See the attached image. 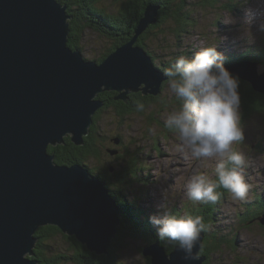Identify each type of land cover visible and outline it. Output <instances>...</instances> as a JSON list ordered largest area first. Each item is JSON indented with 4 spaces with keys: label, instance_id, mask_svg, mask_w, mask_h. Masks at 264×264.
Wrapping results in <instances>:
<instances>
[{
    "label": "water",
    "instance_id": "1",
    "mask_svg": "<svg viewBox=\"0 0 264 264\" xmlns=\"http://www.w3.org/2000/svg\"><path fill=\"white\" fill-rule=\"evenodd\" d=\"M156 9L147 5L132 39L98 62L68 45L70 15L61 1L0 0V264H40L31 255L47 224L108 252L119 228L112 192L87 169L56 163L49 146L68 133L84 144L104 89L161 94L165 76L139 45L130 47L156 21ZM164 246L142 252L153 264H189L176 247L167 258Z\"/></svg>",
    "mask_w": 264,
    "mask_h": 264
},
{
    "label": "rangeland",
    "instance_id": "2",
    "mask_svg": "<svg viewBox=\"0 0 264 264\" xmlns=\"http://www.w3.org/2000/svg\"><path fill=\"white\" fill-rule=\"evenodd\" d=\"M66 1L71 3L72 11L78 10L75 7V1ZM163 1L166 0H146L145 7L149 4L159 6V9H156L157 14L155 13L154 16L156 21L161 7L164 11L162 16L174 11V8L172 9L170 6L167 11ZM126 3H130L132 16H135L139 10L142 11L144 6V2L139 0H98L99 5L112 12H117ZM185 3L186 5L179 9L183 13L190 14L188 20L181 19V23L177 27L174 25L175 20L173 21L176 17H167L165 20L167 26L164 29L153 28V34L155 33L157 37L147 38L146 44L140 47L150 57L147 56L152 68L163 75L165 68L170 66L178 55L194 56L203 46L217 44V50L225 55V62L228 65L226 67L233 74L239 76L242 87L239 88V91L245 140L236 144L235 148L242 151L247 158L245 173L250 184L247 198L243 201L233 200L227 190L218 188L217 192L221 195L216 203L194 202L188 199L185 185L193 170L198 167V162L190 158L187 149L183 148L174 130L165 126L166 114L179 104V101L168 91L165 75V78L162 79L161 94L158 96L144 93L143 89L138 92L127 91L125 88L122 90L104 89L100 92L103 93V99L98 98L99 93L97 99L100 100L101 106L96 111V113L99 111L98 120L93 117L89 132L84 135L83 139L92 134L91 141L94 138L105 148L104 156L107 160L112 162L116 168H128L131 177L129 185L118 187L117 183L111 184L114 188H126L124 191L111 189L113 190L111 193L110 181L100 179L105 182L112 194V202L118 209L119 227H124L122 225L125 224L123 223L125 218L128 221V230L137 233L136 230L141 228L146 231L147 229L141 227L142 224H138L139 221L133 220L132 216L136 215L132 212V208L138 211L144 210L150 215L149 217L162 212L157 205L163 200L162 189L166 188L169 196V212L177 215H193L190 207H205L209 213V220L215 223L216 231H219L220 235L226 236L228 243L222 241L223 244H219L220 246L205 248L204 245L199 244L198 255L203 257L204 264H264V111L249 110L246 107L248 100L253 98L264 104V75L257 72L258 65L264 63V33L257 32V43L250 47L245 46L243 41L234 42L239 22L244 16L243 0H185ZM69 15L71 14L69 13ZM80 16L82 17L78 20L80 22L78 31L83 41L81 40L82 48L78 49L84 58L96 60L105 57L106 54L109 56L127 44L134 35L130 34L131 28L109 32L103 24L100 25L89 15ZM124 16H127V13ZM231 16L235 18L236 23L225 22V20L231 19ZM73 18L74 16H70L67 19L69 31ZM92 21L107 33L99 35L91 29V26L85 27L86 23ZM156 21L149 23V27L157 24ZM173 28L176 29L174 33ZM132 31L135 33V29ZM224 37H228V39H222ZM137 43L139 44V38ZM137 43L135 42L130 47L134 48ZM142 87H145L144 83L140 84V88ZM138 104H143L144 110L138 111ZM68 136L73 141L71 133L66 134L63 139L65 140ZM61 144L64 143L52 146ZM109 149L116 152L110 155ZM119 156L121 157L120 161H115ZM92 160L95 159H91L90 163L86 162L90 168L89 171L96 177H100L101 175L98 176L91 170L97 165ZM214 167L215 161H210L207 168L209 175H212ZM111 171L115 172L114 169ZM197 214L199 215V212L194 216ZM153 228L156 232V228ZM141 229L139 230L141 231ZM66 234H59V239H56L57 247L63 249L62 255L64 252L74 255V249H71ZM132 239V237L125 239L124 247L129 242L131 244L124 250L122 262L124 264L131 262L132 264H153L151 254L140 255L133 252V250L142 251L148 245L138 246L137 241L133 243ZM159 242L164 241L159 240ZM160 244L169 245L168 242ZM166 246L164 254L169 258L170 252ZM55 249L57 248L55 247ZM31 258L43 264L36 258L35 251Z\"/></svg>",
    "mask_w": 264,
    "mask_h": 264
},
{
    "label": "clouds",
    "instance_id": "3",
    "mask_svg": "<svg viewBox=\"0 0 264 264\" xmlns=\"http://www.w3.org/2000/svg\"><path fill=\"white\" fill-rule=\"evenodd\" d=\"M243 11L234 42L243 41L250 47L257 43V32L264 33V0H243ZM225 22L236 20L231 16ZM225 61L217 44L203 46L194 56L178 55L163 72L169 93L179 101L166 114L165 126L174 130L187 154L198 162L185 185L188 199L194 202L216 203L221 195L218 188L227 190L233 200L243 201L250 190L247 158L235 148L245 140L240 78ZM257 72L264 75V63L258 65ZM137 110H144V105L138 104ZM210 161H215L212 175L207 172ZM162 193L163 200L157 205L162 212L153 214L150 223L160 240L183 252L186 262L198 261L195 249L206 229L204 218L169 212L168 190L163 188Z\"/></svg>",
    "mask_w": 264,
    "mask_h": 264
},
{
    "label": "trees",
    "instance_id": "4",
    "mask_svg": "<svg viewBox=\"0 0 264 264\" xmlns=\"http://www.w3.org/2000/svg\"><path fill=\"white\" fill-rule=\"evenodd\" d=\"M59 1H61L65 5H68V13L74 16L73 20L71 21V31L69 33V45L72 49L82 48L81 47L82 38L80 37L81 34L78 31L79 30L78 27H80V22L78 20L80 19V17H82L80 15H89L90 17H92V19H94L95 21H98L100 25L103 24L109 32L117 30V29H120L122 31V28H125V29L131 28V31H130L131 33L130 32L129 33L134 34L132 29H135V30L138 29L139 23L141 19L144 17L145 9H146L145 7L146 0H139L140 2L141 1L144 2V6H143L142 11L139 10L135 16H132V10L130 7V3H126L125 6H121V8L117 12H112V11H108L105 7L99 5L98 0H73L75 1V7H77L78 10L72 11L70 8L71 3H69V1H66V0H59ZM163 3L167 11L169 10L168 7L170 6L172 9L174 8V11L177 10L178 12L171 11L170 13L164 14L162 16V13H164V11L162 10V7H161L159 11L160 14L158 15V20L156 21L157 24L150 26V27L148 25L146 29H144V32L140 33L139 44L136 42L137 45L144 46L147 42V38L156 36L155 33L153 34V30H154L153 28H157V29L163 28L164 29L167 26V23H165V20L167 19V17L169 18L170 17L172 18V16L176 17L175 19H173V21L175 20L174 25L177 27H179L181 23V19H184V20L189 19L190 14L188 12L183 13L182 10L179 9L180 7L183 8L186 5L185 0H166V1H163ZM126 13H127V16H124ZM87 26H91V29L96 31L99 35H103V33H107L105 30L97 26L94 21L90 23H86L85 27ZM175 30L176 29L173 28V33L175 32ZM121 40L123 39L121 38ZM106 56L108 55L106 54ZM106 56L97 58L96 60L98 62H102L106 58ZM144 97L148 98L146 96ZM98 98L100 100L103 99V93H100L98 95ZM246 107H248L249 110H254V111H259V112L264 111V104L260 103V100H257L255 98L248 100ZM98 114H99V111L94 115V117L97 120H98L97 118ZM92 133H95V132L92 131ZM91 136L93 135L90 134L88 136H85L84 145L75 144L71 140V137L68 136V138L64 140V144L57 145V146L50 145L49 152L55 155L56 161L59 164L70 165L74 163H81L82 165H86L87 164L86 162L90 163L91 159L94 158L95 160H92V161L95 162L97 165L96 167H94V169L91 168L92 171L98 174V176L101 175L99 177L100 179L103 178L107 181H110L109 183L110 185L109 188L111 187L110 190L115 189L119 191H124L126 188L125 189L114 188L112 187L111 184L117 183L118 187L119 186L126 187L127 184L131 182V177L129 175L130 173L128 172V168L126 167L127 170L123 169V167L116 168L113 165V163L107 160L106 156H104L105 148L101 146L100 143H98V140H95L94 138H92L93 140L91 141L90 139ZM110 155H113V151H110ZM120 158L121 157L119 156L115 161H120ZM111 169H114L115 172H112ZM110 192H113V190H111ZM190 208H192L193 214H196L197 212L200 211L199 215L198 214L197 215L202 216L204 218V223L206 225L205 231L207 232L205 241L209 242L212 245L211 247L220 246L219 244H223V242L225 243L227 242L226 236L220 235V232L216 231L215 229V223L209 220L208 218L209 213H207V210L205 209V207H196V208L190 207ZM132 212L136 215L135 217L132 216L133 220L139 221L138 224L140 225L142 224L143 226L141 227L142 228L144 227L143 229H147V230L144 231L141 228H139L141 229V231L137 229L136 230L137 233H134L133 231L128 230L127 228L128 221L127 219L124 218L123 223L125 224L122 225L124 227H119V231L116 234L115 238L113 239L111 247L109 248L107 254H97L96 252L91 251L86 244L80 242L75 235L66 234L65 236L69 240L68 243L69 245H71V249L72 248L74 249V255H68L66 254V252H64V255H62L63 249L61 247H57L58 241L56 239H59L60 237L59 234H65V233L62 232V230L59 227H56L54 225H45V226L39 227L35 233V237L37 238L36 247L34 249L36 258H38V260L41 261L43 264H60V263L69 264L71 262H73L74 264H86V263L124 264V262H122L123 261L122 259H124L123 258L124 250L131 244V242H129L130 244H127L124 247L126 238L132 237L133 239L131 241L133 243L134 241H137L136 242L137 245L143 246V247L150 245L154 242H159L160 240L157 236V233L154 231V228H153L154 226L150 223V221H148L149 219H147V218H150L149 217L150 215L147 214L144 210L138 211L137 209H134V208H132ZM216 241H221V242L223 241V242L217 243ZM55 242H56V245H55ZM164 242H159V243H164ZM55 247L57 249H55ZM166 247L170 251L172 250L171 248H173L174 245L169 244ZM133 252H135L136 254H140V255L143 254L141 250L140 251L133 250ZM127 261L129 262L130 260H127ZM129 264H132V262Z\"/></svg>",
    "mask_w": 264,
    "mask_h": 264
},
{
    "label": "bare ground",
    "instance_id": "5",
    "mask_svg": "<svg viewBox=\"0 0 264 264\" xmlns=\"http://www.w3.org/2000/svg\"><path fill=\"white\" fill-rule=\"evenodd\" d=\"M64 4V3H63ZM65 5V4H64ZM70 16H72V15H70ZM156 17H158V15L156 16ZM70 25V24H69ZM71 26V25H70ZM70 28V27H69ZM71 31V30H70ZM70 33V32H69ZM139 36H140V33H138L137 34V40H138V38H139ZM83 41V40H82ZM137 42V41H136ZM162 85H163V83H162ZM76 144V143H75ZM78 145V144H77ZM82 145H84V144H82ZM110 151H113V153L115 152V150H111V149H109ZM55 162L57 163V161H56V158H55ZM63 165H67V166H74V165H78V166H80V167H82V168H84V169H87L88 171L90 170V168L87 166V164L86 165H82L81 163H74V164H72V165H68V164H63ZM92 170V169H91ZM90 172V171H89ZM91 173V172H90ZM92 175H93V173H91ZM95 176V175H94ZM101 181V180H100ZM102 183H104V186H105V182L104 181H101ZM106 190V192H107V189H105ZM196 208V207H195ZM198 210V209H197ZM193 211V210H192ZM191 211V212H192ZM195 212V211H194ZM200 212V211H199ZM198 213V212H197ZM194 215V214H193ZM261 218V217H260ZM147 219H149V218H147ZM149 221V220H148ZM47 225H50V224H47ZM43 226H45V225H43ZM54 226H56V225H54ZM41 227V226H40ZM56 227H58V226H56ZM119 231V228L115 231V233H114V235H113V237L115 236V234L117 233ZM202 234V237H201V240H200V245H204L205 246V248H212L211 246V244L209 243V242H206L205 241V237L207 236V232L206 231H204V232H202L201 233ZM112 241H113V238L111 239V242H110V245L108 246V250H109V248L111 247V244H112ZM221 242V241H220ZM168 244H171V243H168ZM172 250H170L169 252L170 253H172L173 251H175V246L173 247V248H171ZM198 252H200L199 250H198ZM212 253V252H211ZM198 264H204V262L203 261H201V262H199Z\"/></svg>",
    "mask_w": 264,
    "mask_h": 264
}]
</instances>
